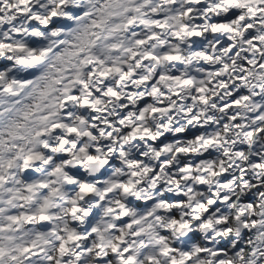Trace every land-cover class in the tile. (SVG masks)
Here are the masks:
<instances>
[{"label": "clouds", "instance_id": "1", "mask_svg": "<svg viewBox=\"0 0 264 264\" xmlns=\"http://www.w3.org/2000/svg\"><path fill=\"white\" fill-rule=\"evenodd\" d=\"M0 44V264H264V0H0Z\"/></svg>", "mask_w": 264, "mask_h": 264}, {"label": "snow or ice", "instance_id": "2", "mask_svg": "<svg viewBox=\"0 0 264 264\" xmlns=\"http://www.w3.org/2000/svg\"><path fill=\"white\" fill-rule=\"evenodd\" d=\"M20 2L22 3V4H29L30 3V0H20ZM64 3V0H61V4H63ZM37 7H39V5H37ZM52 15H53V17H55V15H56V13L55 12H53L52 13ZM230 15H235V13H230ZM35 19H41V17H39V16H37ZM45 23H47V21H44ZM57 23H60L59 21H56L55 19L53 20V23H52V25L51 26H56V24ZM132 23V21L130 20L129 21V24H131ZM218 27H227L226 25H213V29L215 30L216 28H218ZM43 31H47V29H43ZM138 43H144V41L143 40H139V41H137ZM31 43L33 44V45H36V44H39V43H41V41L39 40V39H37L36 37H32V40H31ZM5 47H12V45L11 44H0V49H2V48H5ZM15 47L16 48H18V49H21V50H23L24 49V45L23 44H18V45H15ZM135 55V54H134ZM169 59H176V57H168ZM34 59H38V57H36V58H34ZM11 63V61H6V60H3V59H0V69H2V68H4V67H6L8 64H10ZM108 71H111V69H107V70H105V71H103V72H101L100 74H101V76H105V75H107V73H108ZM241 91H243V89H241ZM237 95H239V93H237ZM70 99H75V97H70ZM85 103H87V101H85ZM70 131H75L74 129H70ZM196 131H199V129H197ZM194 133L193 132H189V133H187V135H193ZM209 155H211V153H209ZM39 158V154H36L35 156H30L28 159L29 160H33V159H38ZM78 171V170H77ZM89 186H85V188H88ZM250 199L252 198V197H249ZM13 219H15V217L13 218ZM28 219H32L31 217H28ZM47 219V217L46 216H44L43 214L40 216V220L41 221H45ZM40 227H47V225L46 224H41L40 225ZM73 239L75 238V237H72ZM226 244H227V241H225V243L224 244H222L221 245V247H224V246H226ZM25 251H28V249H25ZM61 251H63V249H61ZM129 259H131V257L129 258Z\"/></svg>", "mask_w": 264, "mask_h": 264}]
</instances>
